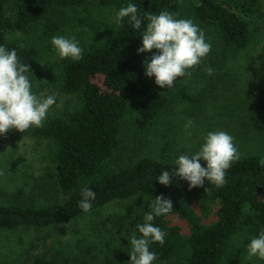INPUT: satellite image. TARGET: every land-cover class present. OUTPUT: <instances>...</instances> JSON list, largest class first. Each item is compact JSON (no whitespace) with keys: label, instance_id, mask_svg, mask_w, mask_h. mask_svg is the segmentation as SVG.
I'll use <instances>...</instances> for the list:
<instances>
[{"label":"trees","instance_id":"trees-1","mask_svg":"<svg viewBox=\"0 0 264 264\" xmlns=\"http://www.w3.org/2000/svg\"><path fill=\"white\" fill-rule=\"evenodd\" d=\"M181 0H101L105 5H116L119 10L129 3L135 4L139 15L143 12L159 14L161 10L176 11ZM194 15L202 23L219 28L225 46L241 51L252 38L251 13L255 0H195ZM88 0H0V46L15 49L21 63L28 64L26 73L31 84L35 80L34 64L40 55L36 45L27 46L21 40L8 38L11 32H27L32 25L46 19L52 11L86 5ZM92 13L82 24L94 26ZM147 21L135 29L125 17L113 38L106 45L93 47L83 53L79 61L68 60L60 84L61 90L78 96L80 103L63 115L53 116L35 127L32 135L49 140L55 145L52 153L55 187L65 194L63 202L44 206L0 204V230L22 227L50 228L87 213L79 206L81 190L88 187L95 192L88 212L116 200H129L143 195L150 198L142 212L133 205L127 215L119 218L124 227L127 218L141 220L151 212V199L163 195L170 199L173 211L155 217L152 222L165 232L164 243L150 244L157 254L153 264H164L175 257L184 261L178 264H222L228 256L233 236L242 226L259 236L264 229V157L251 155L232 163L226 173L223 187L205 181L204 187L189 188V182L172 177L165 186L158 181L163 171L172 172L178 166L162 160L145 157L130 167L115 172H104L103 164L121 145L123 121L132 110L133 101L139 102L137 126L146 130L161 117L168 99L153 88V77L145 75L142 35ZM58 30L59 24H51ZM103 79L100 85L98 78ZM264 111V88L255 101ZM257 125L264 131V120ZM23 161L15 160L13 169ZM206 167V162H200ZM210 190L205 192V188ZM248 208V212H246ZM179 218L189 225L185 237L183 228L173 225ZM23 264H28L24 262ZM33 264H77L76 260L59 255L35 258Z\"/></svg>","mask_w":264,"mask_h":264},{"label":"rangeland","instance_id":"rangeland-1","mask_svg":"<svg viewBox=\"0 0 264 264\" xmlns=\"http://www.w3.org/2000/svg\"><path fill=\"white\" fill-rule=\"evenodd\" d=\"M223 1V0H222ZM250 17L252 38L241 51L225 46L219 28L200 22L194 15L195 0H181L171 13L178 19H192L211 43L210 53L199 66L190 69V76L177 78L171 88H160L153 78V88L168 99L155 124L141 130L137 126L139 102L133 101L132 110L123 121L119 150L103 164L104 172H115L130 167L140 159L151 157L175 163L180 155L199 151L210 131H225L234 137L239 158L261 155L264 157V131L257 127L264 120V111L255 101L264 88V0H255ZM92 13L94 26L82 24ZM116 5H105L101 0H88L86 5L52 11L46 19L35 22L27 32H11L10 40L19 39L25 45H36L40 55L35 61V80L32 92L37 96L54 95L56 103L50 107L46 119L63 115L80 103L78 96L64 93L60 84L64 66L71 58L61 59L51 44L57 35L79 41L83 53L93 47L106 45L121 24L115 23ZM51 24H59L51 30ZM158 50L144 53L150 62ZM214 69L212 75L207 67ZM103 83L100 77L96 80ZM193 126L185 129L187 120ZM35 126L24 132L12 129L0 135V204L44 206L63 203L67 197L55 187L53 158L55 145L32 135ZM22 158L13 169L15 160ZM200 162H206L201 160ZM150 198L139 195L129 200L116 199L92 212L84 213L65 223L45 228L22 227L0 230V264H33L35 258L59 255L76 260L77 264H130V242L127 239L137 223L143 219L127 218L123 228L119 218L127 215L133 205L142 212ZM248 212V208L246 210ZM173 225L183 228L189 235V225L179 218ZM142 235L137 231V236ZM256 237L248 227L242 226L233 236L228 256L222 264H264L257 256L250 257L247 245ZM184 255L164 264H178Z\"/></svg>","mask_w":264,"mask_h":264},{"label":"clouds","instance_id":"clouds-1","mask_svg":"<svg viewBox=\"0 0 264 264\" xmlns=\"http://www.w3.org/2000/svg\"><path fill=\"white\" fill-rule=\"evenodd\" d=\"M135 4L129 3L116 13L115 23L120 25L125 17L135 29H140L146 20V28L142 35V47L137 53L158 50L145 61V75L155 77L160 88H171L177 78L190 76V69L200 65L211 51V43L206 40L205 33L192 19H178L173 13L161 10L159 14L143 12L139 15ZM51 44L61 59L71 58L79 61L83 58V49L75 37L54 36ZM30 72L28 64L21 63L15 49L8 50L0 46V135H6L12 129L20 132L30 127H42L51 106L56 103L54 95L37 96L32 92V84L26 75ZM206 72L212 75L210 66ZM193 126L187 120L185 129ZM239 159V151L234 137L225 131H210L204 138L199 151L192 155H180L175 161L178 166L172 172L163 171L158 176L159 183L168 186L172 177H179L189 182V188L204 187L205 181L223 187L226 184V173L232 163ZM206 161L207 166L200 161ZM208 187L205 192L209 191ZM95 192L88 187L81 190L82 199L78 206L88 212L92 208L91 201ZM152 210L144 216L143 224L137 223L131 230L128 240L131 246L130 264H153L157 254L150 251V244L164 243L165 232L152 223L155 217L165 216L173 211L172 201L163 195L151 199ZM137 231L142 235L137 236ZM250 257L257 256L264 260V229L258 237L251 239L247 245Z\"/></svg>","mask_w":264,"mask_h":264}]
</instances>
